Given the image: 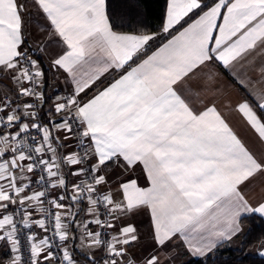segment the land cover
Returning <instances> with one entry per match:
<instances>
[{"label":"snow or ice","instance_id":"obj_1","mask_svg":"<svg viewBox=\"0 0 264 264\" xmlns=\"http://www.w3.org/2000/svg\"><path fill=\"white\" fill-rule=\"evenodd\" d=\"M31 8L70 85L54 99L27 48ZM114 20L109 0H0L3 264H78L76 240L87 264H172L173 241L206 257L264 217V194H246L264 155L225 116L264 144V0H166L156 32ZM137 168L143 186L121 178ZM142 210L152 247L138 256L127 217Z\"/></svg>","mask_w":264,"mask_h":264},{"label":"crops","instance_id":"obj_2","mask_svg":"<svg viewBox=\"0 0 264 264\" xmlns=\"http://www.w3.org/2000/svg\"><path fill=\"white\" fill-rule=\"evenodd\" d=\"M29 12L32 23L29 27L30 34L28 36V46L35 53L36 58H40L49 69L50 58L55 56L59 51V48L55 43V40H57L58 38L50 39L47 35L39 30L40 25L36 23V21L39 19V16L37 15V10L35 8H31ZM49 71L50 83L48 85L46 94L53 99L56 95L66 94L70 90V85L68 83H65L64 76H56L51 70ZM91 94H93L92 91L89 92V95ZM51 103L52 99H50V104ZM48 107H46L44 110L45 114L48 111ZM225 116L228 119L230 125L234 128L242 141L245 143V145L257 156L264 155V144L259 142L254 132L244 123L242 117L238 113L230 111H225ZM44 119H47L46 115H44ZM121 178H135L142 186L145 184V179L140 168H137L134 172L131 173H124ZM68 179L71 180L72 177H69ZM262 184H264V179L257 178L248 187L246 194H250L253 203L257 199H259L262 194H264V187H262ZM69 189H71V184H69ZM257 215L260 216L259 214ZM261 218H263L264 220V217ZM127 220L135 223L141 234L140 242L135 247L130 249L131 252L136 253L139 256L152 247L150 216L148 215L147 210H142L138 214H130L127 217ZM91 227L95 228V226ZM242 232L243 228L239 235H237L232 241L228 242L231 247L235 248L239 246L240 236ZM74 244L75 247L72 248V251L74 252L78 264H87V261L85 259L86 250L79 247V240H76ZM169 247L172 249V251H170L168 255L174 257V259L172 260V264H181L188 261L190 258H200L187 253L185 251V246L180 239L173 241L172 244L169 245ZM261 251H264V248H262V245H258V251L256 255L264 258V256L260 254ZM6 252H8V249L0 244V264H3V262L8 259V257L5 255Z\"/></svg>","mask_w":264,"mask_h":264},{"label":"trees","instance_id":"obj_3","mask_svg":"<svg viewBox=\"0 0 264 264\" xmlns=\"http://www.w3.org/2000/svg\"><path fill=\"white\" fill-rule=\"evenodd\" d=\"M110 10L115 14L114 23L116 30H143L149 32L159 31L166 9V0H109ZM29 53L36 58L35 53L29 48ZM47 73L45 94L50 83V71L42 62ZM46 96H48L46 94ZM41 109L44 119L45 108ZM243 232L240 236L239 246L231 247L228 242L218 246L206 257L190 258L181 264H264V258L253 255L249 250L255 246L264 244V220L257 214L244 216L241 220Z\"/></svg>","mask_w":264,"mask_h":264},{"label":"built area","instance_id":"obj_4","mask_svg":"<svg viewBox=\"0 0 264 264\" xmlns=\"http://www.w3.org/2000/svg\"><path fill=\"white\" fill-rule=\"evenodd\" d=\"M30 54V53H29ZM31 55V54H30ZM32 56V55H31ZM32 58H34L33 56H32ZM35 59V58H34ZM40 112H41V109H40ZM42 117V116H41ZM38 231V230H37ZM109 235H111V230H109L108 232H107V234H105V236H104V238L105 239H107L108 238V236ZM25 258H27V253L25 252Z\"/></svg>","mask_w":264,"mask_h":264},{"label":"rangeland","instance_id":"obj_5","mask_svg":"<svg viewBox=\"0 0 264 264\" xmlns=\"http://www.w3.org/2000/svg\"><path fill=\"white\" fill-rule=\"evenodd\" d=\"M258 251V246H255L253 249L249 250V252L253 255H256Z\"/></svg>","mask_w":264,"mask_h":264}]
</instances>
